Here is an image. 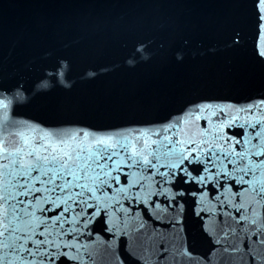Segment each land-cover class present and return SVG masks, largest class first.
<instances>
[{"label":"snow or ice","instance_id":"6c2138e0","mask_svg":"<svg viewBox=\"0 0 264 264\" xmlns=\"http://www.w3.org/2000/svg\"><path fill=\"white\" fill-rule=\"evenodd\" d=\"M228 2L264 69V0ZM244 44L232 27L225 47ZM70 70L57 57L33 80H0V264H264V77L243 104L187 100L104 135L35 136L8 121L14 105L70 88Z\"/></svg>","mask_w":264,"mask_h":264},{"label":"water","instance_id":"95a60500","mask_svg":"<svg viewBox=\"0 0 264 264\" xmlns=\"http://www.w3.org/2000/svg\"><path fill=\"white\" fill-rule=\"evenodd\" d=\"M235 26L245 44L226 48ZM256 39L228 0H0V80H33L57 57L71 65L70 88L14 105L8 121L35 136L104 135L159 121L187 100L243 104L264 77L249 58ZM87 71L97 75L81 79Z\"/></svg>","mask_w":264,"mask_h":264}]
</instances>
